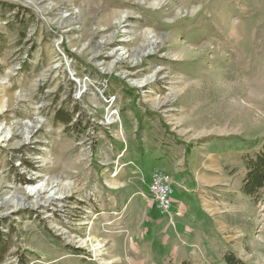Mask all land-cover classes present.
<instances>
[{
  "label": "rangeland",
  "instance_id": "374dc122",
  "mask_svg": "<svg viewBox=\"0 0 264 264\" xmlns=\"http://www.w3.org/2000/svg\"><path fill=\"white\" fill-rule=\"evenodd\" d=\"M263 145L264 0H0V264H264Z\"/></svg>",
  "mask_w": 264,
  "mask_h": 264
},
{
  "label": "trees",
  "instance_id": "16d2710c",
  "mask_svg": "<svg viewBox=\"0 0 264 264\" xmlns=\"http://www.w3.org/2000/svg\"><path fill=\"white\" fill-rule=\"evenodd\" d=\"M57 119L68 125L69 129L78 128L82 121L75 120V114L66 113L63 109L57 112ZM83 132V131H82ZM245 163V173L241 181V191L249 196L256 204L264 202V145L259 147L254 154L243 155ZM2 243L0 240V248ZM9 251V247H3L0 250V261L3 260L5 254ZM224 260L226 264H246L232 252H225ZM89 264H98L91 262ZM181 264H193L190 260H184Z\"/></svg>",
  "mask_w": 264,
  "mask_h": 264
},
{
  "label": "built area",
  "instance_id": "2783aa9c",
  "mask_svg": "<svg viewBox=\"0 0 264 264\" xmlns=\"http://www.w3.org/2000/svg\"><path fill=\"white\" fill-rule=\"evenodd\" d=\"M149 192L156 201L160 212L171 213L174 190L170 177L164 171L155 170L151 174Z\"/></svg>",
  "mask_w": 264,
  "mask_h": 264
},
{
  "label": "bare ground",
  "instance_id": "6f19581e",
  "mask_svg": "<svg viewBox=\"0 0 264 264\" xmlns=\"http://www.w3.org/2000/svg\"><path fill=\"white\" fill-rule=\"evenodd\" d=\"M5 138L7 137V135L4 136Z\"/></svg>",
  "mask_w": 264,
  "mask_h": 264
}]
</instances>
